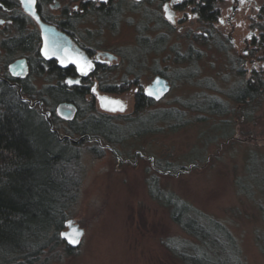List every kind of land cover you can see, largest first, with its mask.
<instances>
[{
	"label": "rangeland",
	"instance_id": "obj_1",
	"mask_svg": "<svg viewBox=\"0 0 264 264\" xmlns=\"http://www.w3.org/2000/svg\"><path fill=\"white\" fill-rule=\"evenodd\" d=\"M263 1L257 0V3ZM229 4V0H217L218 16L224 21L216 18L207 25L203 23V27L189 5L185 14L178 12L170 28L137 31L140 16L135 15L133 23H129L130 14H124L116 29L101 30L102 49L114 50L119 59L109 63L93 79L99 86L120 83L125 88L123 91L107 95L123 101L124 108L105 110L100 107L97 95L87 93L84 100H79L78 109L83 111L93 101L96 112L110 113L114 124L125 126L126 118L133 116L136 90L152 78L155 66L168 74L171 85L147 109L176 107L184 112L183 120L190 121L177 129L170 128V122H159L155 124L161 126L159 130L141 135L127 132L124 139L113 144L101 140L113 151L100 146L95 138L75 142L80 150L81 180L66 219L77 222L83 234L75 246L69 244L72 252L62 246L54 248L49 253L48 264H184L170 250V245L193 242L194 238L171 219L167 207L150 195L148 182L152 176H156L159 188L174 192L223 221L235 236L246 264H264V256L255 242V231L264 229V221L253 200L238 191L236 180L244 174L250 149L264 153V100L248 116L242 111L243 105L227 95L229 88L240 79L239 71H244L247 77L254 67L264 70L263 47L255 50V45L244 42L246 34L256 24H264V19L257 16L251 4L236 11L228 22ZM207 26L213 35L208 41L199 36ZM259 29L257 34L262 30ZM143 32L150 37L165 32L169 37L159 50L140 53L136 36ZM219 42L223 48L217 46ZM190 44L192 54L185 56ZM131 54L146 55L132 60ZM237 56L239 59L234 65L229 60H236ZM0 66V75H4L3 61ZM191 69L194 71L190 77L177 76L179 71ZM136 77L138 85L132 81ZM30 81L40 88L55 79L41 72L32 74ZM203 95L213 96L229 110L210 113L186 106L192 98ZM37 99L30 100L36 109L40 110L42 105L41 110L49 111L55 106L52 102L35 104ZM198 116L204 118L197 119ZM54 125L59 135H68L64 120H56Z\"/></svg>",
	"mask_w": 264,
	"mask_h": 264
},
{
	"label": "trees",
	"instance_id": "obj_2",
	"mask_svg": "<svg viewBox=\"0 0 264 264\" xmlns=\"http://www.w3.org/2000/svg\"><path fill=\"white\" fill-rule=\"evenodd\" d=\"M215 3L216 0H199L196 3L202 27L203 23L207 25L208 21L217 18ZM260 15L264 19V4ZM207 27L202 28L204 31L199 34L206 41L213 39L211 27ZM258 27L263 31L264 43V24ZM145 42V36L139 35L140 49L146 53L148 45ZM21 43L31 49L34 42L32 36H24L22 31H18V35L6 44L11 48L0 58L4 68L15 53L16 45ZM217 46L223 48L221 42ZM192 50V45H188L184 55L192 54ZM238 59L237 56L236 60L230 58L229 61L234 64ZM32 68L26 77L18 81L22 97L18 95L17 87L11 84L13 80L0 75V264H48L51 261L49 253L54 248L62 246L67 252L73 250L61 236V230L78 193L80 150L70 139H59L30 100L38 97L43 104L52 102L53 105L66 100L79 106V100H84L88 91L82 86L67 87L60 78L37 88L30 78L42 71L37 62ZM193 71L185 72L190 77ZM238 73L240 79L226 92L243 105L242 111L249 116L253 108L264 100V70L254 67L247 77L244 71ZM104 87L106 91L115 93L125 89L115 83ZM92 103L88 102V108L83 111L79 107L75 118L67 122L65 130L70 137L87 134L113 144L124 139L127 132L128 135H141L159 130L161 126H155L159 122H170L169 127L177 129L190 121L183 120L184 112L176 107L147 109V105L152 106L155 102L142 93L135 94L133 116H125L128 119L125 126L114 124L111 115L96 112ZM186 106L210 113L229 110L226 104L208 95L192 98ZM203 118L198 116L197 119ZM163 168L170 169L168 166ZM156 180V176H152L148 182L150 195L167 207L171 219L194 238L193 242L170 245V250L184 264H246L235 236L223 221L174 192L159 188ZM236 180L238 191L253 200L264 221V153L250 149L244 174ZM255 242L264 256V229L255 231Z\"/></svg>",
	"mask_w": 264,
	"mask_h": 264
},
{
	"label": "flooded vegetation",
	"instance_id": "obj_3",
	"mask_svg": "<svg viewBox=\"0 0 264 264\" xmlns=\"http://www.w3.org/2000/svg\"><path fill=\"white\" fill-rule=\"evenodd\" d=\"M198 1L199 0H33V3L29 5L27 3H22L21 0H0V21H2V23H0V29L2 32L0 37V58H3V56L7 54V49L11 48V45H9V47L7 45L14 37H16V35H18V31H22L24 36H32V40L34 42L32 43V47L31 44L28 45L31 49L27 48L25 44L23 45L22 43L16 45V49L14 51L15 53L5 65L4 75L12 79L13 81H10L11 84L15 85L17 89L19 88L20 90L18 81L26 77L30 73L31 69H33V64L37 62L38 67L42 72L46 73L49 77H55V82L59 80L58 78L62 79L63 83L67 87L82 86L83 88H87L88 93L94 95L99 94V92L100 94L115 93L106 91L104 86L115 83L117 87L121 88V86H119L120 83L108 82L106 85L100 84L101 86H99L97 80L93 79L96 74L108 67L109 63L112 61L118 62L119 59L118 54L114 50L102 49L101 42L103 39L100 35L101 30L105 28L110 30L116 29L124 14H130V17H128L129 23H133L135 15L140 16L136 23L137 31H150L151 28L160 29L161 27L170 28L176 21L178 12L182 11L185 14L189 5H191L189 10H192L193 14L199 17V8L196 7V3ZM229 1L230 4L228 5V12L226 14L228 22H230V19L234 16L236 11L246 7L249 8L251 4L257 12V16L261 17L260 10L264 1L262 3H257V0ZM165 6H167V9ZM215 7H218L217 0ZM217 10L219 13L220 8H217ZM32 12L37 16L41 23L51 27L52 32L54 31L59 33L55 34V37L59 39L58 43H56L51 50L52 52L58 53V56H45L43 54V37L41 27ZM169 16H171L172 19H169ZM217 19L220 22L224 21V19L219 16H217ZM258 26L259 25L256 24L254 28H252L244 37L246 45H249V43L255 45V50H259L261 46L264 49V43L262 41L263 31L259 29L260 32L257 34L256 30L258 29ZM139 35L145 36V43L148 45V51L159 50L161 44L165 43L169 37L165 34V32H158L154 37H150L148 33L144 34L143 32L136 36L137 42ZM228 38V40L232 42V38ZM68 41L71 45L68 44ZM139 45L140 44L138 43V46ZM73 50L84 55L85 61L91 63L90 68L85 67L86 74L80 73L75 65L68 62L70 60V55L67 53ZM148 51H146V53ZM140 53L145 52L141 51ZM109 54H111V56H109ZM144 55L131 54L129 59L133 60ZM18 58H25L27 72L24 75H12L9 70V64ZM60 62H64L65 65H60ZM133 62L137 61H132V63ZM154 67L155 66L152 68L154 73L152 78L145 83L140 90H136V93H142L145 97H148L152 99L153 102H156L158 99L156 100L144 93L146 85L149 84L156 75H160L167 79L169 85H171V82L168 74ZM186 73L187 72L179 71V74L177 72V76H185ZM4 75H1V77H4ZM132 81L134 84L138 85L137 77ZM126 83L129 82L127 81ZM39 101L41 100L39 99L35 104ZM61 102H71L74 104L75 109L69 116H67L68 114L65 110L66 107L59 106ZM92 104L94 107V103ZM134 105L133 110L135 107ZM147 106L148 107L146 108L152 107L151 105ZM41 107L40 112L44 115L51 130L55 133H58V129L53 127L55 126V122L52 120L53 117H55V120H64L67 124L69 120L75 118V114L78 112L77 110H80L72 101L63 100L56 103L53 111H47L48 117H50L51 120L50 125L47 120L48 117L44 112H42L43 110H41ZM106 114L111 115L110 113ZM67 136V138L70 137L69 135ZM80 136H83L82 138H95L100 146L109 147L107 144H102L99 137H90L87 134ZM80 136L78 135V137ZM111 150L113 151V148H111Z\"/></svg>",
	"mask_w": 264,
	"mask_h": 264
},
{
	"label": "water",
	"instance_id": "obj_4",
	"mask_svg": "<svg viewBox=\"0 0 264 264\" xmlns=\"http://www.w3.org/2000/svg\"><path fill=\"white\" fill-rule=\"evenodd\" d=\"M32 14L34 15V17L38 20L37 16L32 12ZM39 25L41 27V31H42V37H43V44H42V52L45 56H49V55H53V56H58V53L52 52V48L54 47V45H56V43H58V38L55 37V34H59L56 32H52V28L46 26L45 24L41 23L39 20ZM58 36V35H56ZM59 37V36H58ZM60 38H64V37H60ZM68 44L71 45V43ZM67 53V52H65ZM68 55H70V60L68 61L69 63H72L73 65H75L78 69V71L80 73L81 67H86V68H90L91 67V63L85 61L84 59V55L79 54V52L73 50L71 52L67 53ZM109 56H111V54H109ZM60 65H65L64 62H60ZM90 64V67L88 66ZM9 70L12 73V75H24L27 72V65L25 62V58H18L15 59L14 61H12L9 64ZM69 81V80H67ZM14 83V82H12ZM169 83L167 81V79H165L164 77L160 76V75H156L154 76V78L150 81L149 84L146 85L145 89H144V93L148 96H151L154 99H159L161 96H163L168 90H169ZM152 92V95H149V92ZM18 95L20 97V90L19 88L17 89ZM159 97V98H157ZM97 98H98V102L101 108L105 109V110H109V111H115V110H122L124 108V103L123 101H121L119 98L117 97H112L109 96L107 94H97ZM106 98V99H105ZM113 101H118L119 103H111ZM31 103V102H30ZM41 103V102H39ZM59 106H65L66 107V112H67V116H69L75 109V106L73 103L71 102H61L59 104ZM45 113V115L48 117V112L47 111H42ZM47 120L49 121L50 125H51V120L48 117ZM59 139H64L67 138V135H59L58 133H56ZM83 136L77 137V138H68L70 139V141L72 142H78L80 139H82ZM64 224L66 226L65 229L61 230V236L63 238H65L67 240V242L71 245V246H75L80 237L83 234V228L80 227L78 225L77 222H75L72 218H68L64 221ZM67 234V235H65ZM71 238V239H70ZM71 240H74L75 242H71Z\"/></svg>",
	"mask_w": 264,
	"mask_h": 264
},
{
	"label": "snow or ice",
	"instance_id": "obj_5",
	"mask_svg": "<svg viewBox=\"0 0 264 264\" xmlns=\"http://www.w3.org/2000/svg\"><path fill=\"white\" fill-rule=\"evenodd\" d=\"M21 2L22 3H27V4H31V3H33V0H21ZM165 8L167 9V6H165ZM169 19H172V17L171 16H169ZM0 23H2V21H0ZM89 67H90V64L88 65ZM80 70H81V72L83 73V74H86V69L84 68V67H81L80 68ZM71 83V82H70ZM149 95H152V92L150 91L149 92ZM157 98H159V97H157ZM106 99V98H105ZM111 103H119L118 101H113V102H111ZM65 235H67V234H65ZM71 239V238H70ZM71 242H75L74 240H71Z\"/></svg>",
	"mask_w": 264,
	"mask_h": 264
}]
</instances>
